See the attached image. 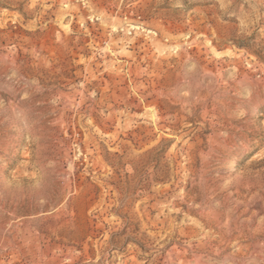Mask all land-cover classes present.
<instances>
[{"label": "rangeland", "instance_id": "374dc122", "mask_svg": "<svg viewBox=\"0 0 264 264\" xmlns=\"http://www.w3.org/2000/svg\"><path fill=\"white\" fill-rule=\"evenodd\" d=\"M0 264H264V0H0Z\"/></svg>", "mask_w": 264, "mask_h": 264}]
</instances>
